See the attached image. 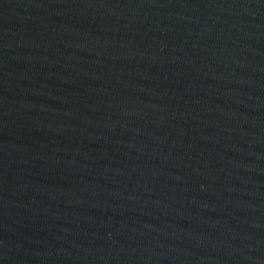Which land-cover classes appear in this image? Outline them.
Instances as JSON below:
<instances>
[{"label": "water", "instance_id": "95a60500", "mask_svg": "<svg viewBox=\"0 0 264 264\" xmlns=\"http://www.w3.org/2000/svg\"><path fill=\"white\" fill-rule=\"evenodd\" d=\"M0 264H264V0H0Z\"/></svg>", "mask_w": 264, "mask_h": 264}]
</instances>
